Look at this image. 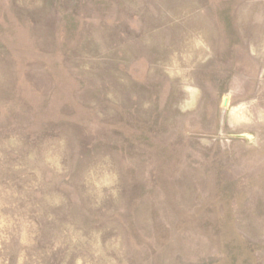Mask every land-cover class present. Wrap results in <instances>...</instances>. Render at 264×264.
Instances as JSON below:
<instances>
[{
  "label": "rangeland",
  "instance_id": "1",
  "mask_svg": "<svg viewBox=\"0 0 264 264\" xmlns=\"http://www.w3.org/2000/svg\"><path fill=\"white\" fill-rule=\"evenodd\" d=\"M0 264H264V0H0Z\"/></svg>",
  "mask_w": 264,
  "mask_h": 264
},
{
  "label": "water",
  "instance_id": "2",
  "mask_svg": "<svg viewBox=\"0 0 264 264\" xmlns=\"http://www.w3.org/2000/svg\"><path fill=\"white\" fill-rule=\"evenodd\" d=\"M226 104V100L224 101V105Z\"/></svg>",
  "mask_w": 264,
  "mask_h": 264
}]
</instances>
